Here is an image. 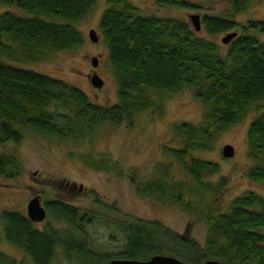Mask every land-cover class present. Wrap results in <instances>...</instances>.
I'll return each instance as SVG.
<instances>
[{"label": "trees", "instance_id": "16d2710c", "mask_svg": "<svg viewBox=\"0 0 264 264\" xmlns=\"http://www.w3.org/2000/svg\"><path fill=\"white\" fill-rule=\"evenodd\" d=\"M0 1L6 5L0 11V143L21 141L22 127L63 138L82 137L104 122L131 123L139 111L162 112L159 92L163 90L187 88L205 105L197 122H175L172 129L180 143L164 146L169 158L180 163L182 176L171 173L170 159L157 162L156 175L142 181V186L130 173L137 190H155L159 198L203 220V242L158 219L126 214L115 220L124 231L122 247L99 252L89 246L85 228L95 213L60 200L49 205L48 213L66 222L63 230L50 224L38 227L25 213L2 209L0 221L9 242L21 248L32 264H52L57 252L77 264H98L117 256L147 258L156 252L188 262L217 258L233 264H264V194L246 189L220 209L217 195L228 178H207L218 170V162L194 154L196 149L212 147L219 131L255 107L258 111L247 128L249 153L255 161L246 174L264 181V39L248 31L264 32V19L243 24L234 17L251 0H226L223 12L201 14L207 33L241 28L226 45L200 34L185 18L142 12L132 0H107L98 28L117 86V100L111 104L93 100L61 77L18 64L80 45L84 35L77 22L96 0ZM156 1L184 7L196 4ZM19 168L16 155L0 150V173L13 176ZM95 201L101 202L97 196ZM103 257L104 261L92 262ZM0 262L15 260L0 251Z\"/></svg>", "mask_w": 264, "mask_h": 264}, {"label": "rangeland", "instance_id": "374dc122", "mask_svg": "<svg viewBox=\"0 0 264 264\" xmlns=\"http://www.w3.org/2000/svg\"><path fill=\"white\" fill-rule=\"evenodd\" d=\"M132 1L142 12L179 16L188 20L191 26L190 12L216 13L226 9V0H191L196 3L191 7L176 3L160 4L156 0ZM106 5L107 0H96L91 11L77 22L84 35V41L80 45L51 51L42 59L18 64L39 69L76 84L97 102H115L116 81L110 71L107 47L98 28L100 15ZM5 7L0 1V11ZM234 17L243 24L250 19H264V0H251L248 6ZM90 27H94L99 33V40L96 42L88 36ZM233 30L240 31L241 28L238 26ZM248 31L264 39V32L253 28H248ZM199 33L208 34L209 37L221 41L225 32L207 33L202 25ZM94 54L99 58L96 66L90 63ZM88 71H91L89 74L96 71L100 75L103 79L101 86L91 83ZM159 93L163 102L162 112L149 109L139 111L131 123L104 122L82 137L63 138L22 127L21 141L7 140L0 143V150L16 155L20 162V168L15 175L0 173V211L14 209L26 214V204L36 192H41L47 201L54 197L60 198L78 206L79 211L85 209L95 213L85 228L89 246L99 252H117L122 247L124 231L115 220L122 219L126 214L158 219L171 229L203 242L206 233V223L203 220L173 201L159 198L155 190H137L136 184L130 179V173L134 172L142 186V181L156 175V163L168 159L171 160V173L177 178L182 176L183 168L177 160L169 158L164 146H177L180 143L172 129L175 122H197L205 109L204 103L187 88L176 91L163 90ZM261 103L264 105V100ZM257 111L255 107L250 108L237 122L217 133L212 147L194 151V154L215 160L219 164L218 170L208 173L207 178L215 180L220 175L228 178L227 184L217 195L220 209L226 207L233 196L246 189H254L264 194V181L252 179L246 174L247 168L255 161L249 153L247 128ZM227 142L234 147L231 156L221 153L223 144ZM99 156L103 160L95 163ZM66 181L75 183L73 189L66 186ZM209 195L207 192V196ZM95 196L101 202L95 201ZM35 223L38 227L46 224L62 230L67 227L66 222L48 212L42 220ZM0 251L14 259V264H32L21 248L5 238L1 221ZM105 259L106 257H103L92 262ZM52 264L77 262L68 261L57 252Z\"/></svg>", "mask_w": 264, "mask_h": 264}, {"label": "water", "instance_id": "95a60500", "mask_svg": "<svg viewBox=\"0 0 264 264\" xmlns=\"http://www.w3.org/2000/svg\"><path fill=\"white\" fill-rule=\"evenodd\" d=\"M190 21L195 30H200L202 26L201 14L197 11L189 13ZM236 30H231L225 32L221 36V41L227 43L234 35H236ZM88 36L92 41L99 40V33L94 27H90L88 30ZM92 66H96L98 63V56L96 54L91 56L90 60ZM88 77L93 85L101 86L103 79L100 75L93 71V73L88 74ZM221 153L225 156H231L234 153V147L231 143L227 142L223 144L221 148ZM26 215L32 221H40L46 216V209L40 202L39 195L35 194L29 198L26 204ZM98 264H233L229 260L217 259V258H207L201 262H188L181 259L179 256L170 253L156 252L151 254L147 258H135V257H111L105 262Z\"/></svg>", "mask_w": 264, "mask_h": 264}, {"label": "flooded vegetation", "instance_id": "af4514ba", "mask_svg": "<svg viewBox=\"0 0 264 264\" xmlns=\"http://www.w3.org/2000/svg\"><path fill=\"white\" fill-rule=\"evenodd\" d=\"M91 71H88V74L90 73ZM66 186L69 188V189H73V187L75 186V183H73V182H68V181H66ZM37 193V195H39V198H40V202H41V204L44 206V208L46 209V214H47V212H48V209H49V203H52V202H54L55 200H57V201H64V200H62V199H60V198H56V197H54V198H50L49 199V201H47V200H45L44 198H43V196H42V193L41 192H36ZM66 202V201H65ZM35 222V221H34ZM36 222H38V221H36Z\"/></svg>", "mask_w": 264, "mask_h": 264}]
</instances>
